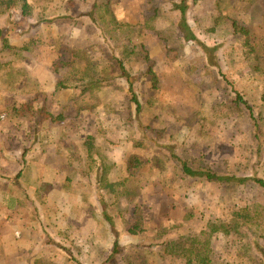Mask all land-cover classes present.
Masks as SVG:
<instances>
[{"label": "rangeland", "instance_id": "1", "mask_svg": "<svg viewBox=\"0 0 264 264\" xmlns=\"http://www.w3.org/2000/svg\"><path fill=\"white\" fill-rule=\"evenodd\" d=\"M180 3L0 0V77L24 102L2 130L28 140L6 148L28 157L12 192L24 191L10 216L16 239L0 241V264H187L185 242L217 221L241 228L205 240L216 264H264V188L184 171L264 180V0H188L196 41L178 27ZM89 71L111 77L96 94L79 82ZM236 93L257 124L234 109ZM244 209L247 225L234 218Z\"/></svg>", "mask_w": 264, "mask_h": 264}, {"label": "trees", "instance_id": "2", "mask_svg": "<svg viewBox=\"0 0 264 264\" xmlns=\"http://www.w3.org/2000/svg\"><path fill=\"white\" fill-rule=\"evenodd\" d=\"M13 5V4H12ZM188 0H181L180 4H174L173 10L175 12H179L181 19L179 22V26L181 31L185 34L187 39L189 41H196L195 35L193 31L191 30L188 22H187V10H188ZM11 6V5H9ZM25 8H28L27 5L24 6ZM106 17V14L101 16V20L104 21ZM104 23V22H103ZM107 25L106 23H104ZM111 26L115 27L117 29H122L123 26L119 23V21L111 15ZM124 26L127 27H132L129 24H125ZM151 27V25H149ZM232 27L237 35L241 36H248L249 31L245 28H243L237 21H232ZM162 36V33L159 34ZM3 50L8 49L7 47V42L6 40H3ZM205 51H211L207 46L204 45ZM215 53V52H214ZM149 59V58H148ZM211 59H213L212 63L214 66H217V57L216 54L212 55ZM111 60L115 63V65L118 67V70L121 72V75L124 79H126L127 83L129 84V92L132 98V102L135 104L137 112L140 113L142 109V105L140 101L137 98V95L134 91V81L133 78L128 74L126 68L124 67L122 60H120L116 55H112ZM91 65H89L90 67ZM152 67V66H151ZM149 76L152 79V82L154 86L156 87L158 83V77L153 71V68L149 69ZM111 78L109 75L104 74V73H91L90 71L87 72L84 76L83 79L79 80V82H83V90L88 93L96 94L98 93L104 86H106V83L108 82V79ZM224 80L228 83L226 78ZM234 109L236 110H241V107L245 106L248 108L250 111V116H252V119L255 124H257L253 114H251V108L248 106V103L243 99V97L239 94L236 93V99L232 102ZM27 107V106H24ZM93 137L89 138V141H93ZM106 162L103 161V165L101 163V168H105ZM185 173H187L190 176L193 177H201L203 180L209 183H217L222 185L223 187L226 188H231V187H238V186H243L248 183H255L264 188V180L262 179H255L251 177H246V178H236L233 176H227V175H222L219 173H216L212 170H199V171H194L192 168H185ZM100 182H102V177L100 178ZM241 213L235 215L236 221H241V223L250 224L248 221L251 219V213L249 210L244 209L242 210ZM241 226L240 224H233L231 227L227 222H222V221H217L211 228L210 232L208 231H203L201 234L193 236L190 241L185 242L184 244V252L187 256V264H216L214 260L212 259V256L210 255V251L208 250L207 247L204 246L205 240L208 239V237L212 236L213 234H218L221 233L225 236H231L232 234L239 233ZM204 246V247H203ZM119 254V249L115 246V255ZM112 259V258H111Z\"/></svg>", "mask_w": 264, "mask_h": 264}, {"label": "crops", "instance_id": "3", "mask_svg": "<svg viewBox=\"0 0 264 264\" xmlns=\"http://www.w3.org/2000/svg\"><path fill=\"white\" fill-rule=\"evenodd\" d=\"M5 63L9 62L0 61V73L2 72L1 65H4ZM6 81L7 84L5 83ZM16 87V84L10 83L8 82V80L2 82L0 77V241H7L10 238H13L15 241V236H11H13V226L15 228L16 222L10 221V216L15 218L16 215L14 213H16L19 209L20 201L24 199L21 196V194L23 195L24 193L22 189L18 198L19 200H17L16 196L15 198H13L12 192H15V188L19 186L18 183H21L20 176L22 168L20 166V162L21 159L23 160V162L26 161L28 152H25L21 149L18 153L20 154V156H16L14 154H11V152L6 148L9 146H14L16 148L23 147L26 145V142H28V140L15 137L16 135L14 132V127L10 130V133L3 132L2 130L3 126H6V123H4L5 120L9 122L11 117H16L15 113H13L14 109L17 108L19 110V106L24 104V102H19L18 104L16 101ZM9 115L10 118L8 117ZM19 124H21V128L24 131L23 113H21V117H19ZM28 126L29 127H27V129L29 130L31 126ZM6 129H8V126H6ZM12 132H14V134H12ZM19 223L22 224L24 222L19 221Z\"/></svg>", "mask_w": 264, "mask_h": 264}]
</instances>
